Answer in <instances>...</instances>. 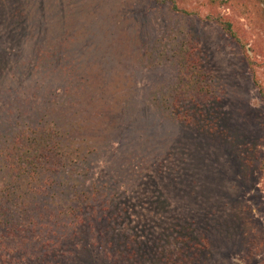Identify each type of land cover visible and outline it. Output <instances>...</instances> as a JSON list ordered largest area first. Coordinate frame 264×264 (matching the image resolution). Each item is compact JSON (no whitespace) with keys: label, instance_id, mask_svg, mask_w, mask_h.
<instances>
[{"label":"rangeland","instance_id":"obj_1","mask_svg":"<svg viewBox=\"0 0 264 264\" xmlns=\"http://www.w3.org/2000/svg\"><path fill=\"white\" fill-rule=\"evenodd\" d=\"M178 53L208 97H174ZM33 129L58 172L15 167ZM7 185L48 264H264V0H0Z\"/></svg>","mask_w":264,"mask_h":264},{"label":"trees","instance_id":"obj_2","mask_svg":"<svg viewBox=\"0 0 264 264\" xmlns=\"http://www.w3.org/2000/svg\"><path fill=\"white\" fill-rule=\"evenodd\" d=\"M228 33L235 35L232 24L223 19H216ZM238 39V38H237ZM179 70L178 82L174 86V97H178L183 103L187 100H192L195 94H204L207 90L205 81L206 75L199 69L197 61L193 58L191 53L182 56L178 53ZM254 63H251V65ZM208 97L209 93H205ZM50 130L33 129L18 136L15 139V145L11 152H16L18 157L15 159V167L19 172L28 175H34L40 170H48L50 172H58L63 168L65 155L62 154L60 143L57 139V133H49ZM0 254L5 248H13V252L18 255L24 252L26 257L32 255L29 259L19 260V264H48L46 263L49 255L47 251H42L44 245V233L48 229L47 225L43 228V233L35 232V227L42 229L44 225H33L32 216L24 215L14 209L15 201H12L14 193L11 194V187L3 188V193L6 195L2 197V190L0 189ZM59 216H62L59 213ZM63 217V216H62ZM29 222L27 223L26 221ZM48 220H51L48 216ZM58 224V220H53L54 236L56 237L60 232L65 231L67 225L62 219ZM51 234V231L47 233ZM33 243V246H31ZM15 244L14 247H11ZM30 247L32 250L30 251ZM11 251V250H10ZM55 251V250H54ZM56 254H59L55 251ZM29 254V255H28ZM25 257V258H26ZM53 264V263H50Z\"/></svg>","mask_w":264,"mask_h":264}]
</instances>
